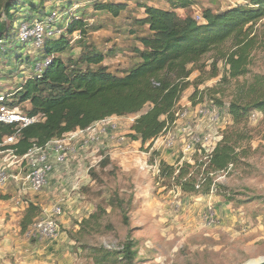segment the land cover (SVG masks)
Listing matches in <instances>:
<instances>
[{
    "label": "rangeland",
    "instance_id": "1",
    "mask_svg": "<svg viewBox=\"0 0 264 264\" xmlns=\"http://www.w3.org/2000/svg\"><path fill=\"white\" fill-rule=\"evenodd\" d=\"M94 1L72 0L69 5L61 8V11L67 13L68 18L76 17L78 20L82 18L90 27L86 29L88 33L85 42L79 40L78 37L81 35L79 32L72 36L71 45L74 49L64 53L62 57L66 62L78 61L87 53L86 46L89 43L88 47H93L97 52L106 55L104 65H107L114 74L120 75L122 71L131 68L133 63L141 62L132 52L136 40L131 42L129 38L130 31L135 29L136 19L143 15L137 3L160 6L165 2L168 4V0H124L129 4L130 10L117 20L107 13H95ZM193 1L194 6L185 10V14L202 15L203 10L209 8L215 13L223 12L238 5L235 0ZM49 7L46 4L45 14L50 10ZM24 17L21 14L14 20L15 36L23 24ZM126 20H130L131 24H125ZM256 29L258 33L264 30V20ZM14 41L15 46L11 43L7 48L13 47L12 49L22 55L13 58L15 55L4 56L0 52V94L9 95L10 107H18L29 115L31 103H20L19 91L22 84L33 77L36 63L46 57L43 50L33 44L21 45L18 36L14 37ZM80 41L83 44H80ZM231 46L232 42H229L223 49L228 51ZM114 48H117L116 51ZM216 55L215 52L207 55L196 66L189 79L191 86L185 91L180 102L181 107L189 104L184 108H189L193 113L199 106L222 109L220 132L222 137L230 139L236 145V164L226 172L210 175L214 182L208 193L204 192L208 188L206 166H202L197 175L200 194L192 195L184 193L173 179L162 176L161 170L157 174L152 168L155 166L153 156L156 152L159 153L156 163L159 164L160 157L165 154L163 158L165 163L175 165L177 168L176 162L172 164L169 161L171 159L179 161L183 157L181 143L173 150L160 145L161 143L154 144L152 149H149L148 145L136 143L137 152L133 153L136 150L130 147L134 145L130 141L123 145L126 147L124 151H129L130 154L123 164L103 156L98 157L100 160L97 159L93 163L92 158L88 159L90 163L86 167L85 176L91 183L85 188L79 186L81 189H77L76 192L82 194L84 200L80 197L75 200L81 202L84 211L92 209L94 214L86 213V216L72 218L68 228L60 226L57 242L63 243L68 238L63 244L70 248L69 254L63 257L66 264H95L96 251L100 249L121 251L127 241L136 243V264H256L264 259V112L252 111L247 124L240 125L235 123L229 113L232 103L246 105L249 102L248 89L254 78L264 76V41L259 40L252 52L250 72L246 77L230 79L227 73L229 68L225 61L220 59L219 75L212 78L214 69L211 65L216 60ZM21 57L29 60L28 64L26 60L19 61ZM200 66L204 68L201 69ZM149 108L146 107L143 112ZM136 117L108 119L107 127L116 126L115 131L126 136L128 140L127 133ZM195 125L197 123L192 124L193 127ZM200 159V156L195 154L187 158L194 166ZM202 160L205 163L206 158ZM76 161L77 159L73 162ZM1 163L0 157V165ZM182 163L179 162L180 165ZM196 170L197 167L192 173ZM64 178L67 179L68 175H64ZM14 186L15 183L11 182L6 188L0 187V264H17L15 249L11 248L10 243L4 245L3 249L1 243L6 235L11 233L9 229L7 234V226L12 227L13 232L14 227L18 226L21 219L19 213L25 212L19 209H26L27 203H34L35 200L37 202L39 198L24 196L22 202L26 204H22L23 208L20 205L21 207L16 208L17 212H13V200L6 201V197L13 198ZM76 192L72 191L71 194ZM39 201L44 209L61 203L65 211L68 205L61 197L58 200L52 197ZM75 204L81 205L78 202ZM40 213H44L43 210ZM211 214L216 219L212 225L206 219ZM91 215H96L97 218L81 229V222ZM125 219H128V224ZM31 241L29 239V242ZM27 258L24 257V263H35ZM21 262L22 259L19 260V263Z\"/></svg>",
    "mask_w": 264,
    "mask_h": 264
},
{
    "label": "trees",
    "instance_id": "2",
    "mask_svg": "<svg viewBox=\"0 0 264 264\" xmlns=\"http://www.w3.org/2000/svg\"><path fill=\"white\" fill-rule=\"evenodd\" d=\"M169 1L170 10L140 5L145 10V18L135 23L138 27L147 28L149 34L138 37L141 48L133 49L141 62L128 71H122L121 76L112 73L103 64L106 56L93 48H86L87 53L78 61L66 62L63 59L64 53L74 49L72 36L77 32L81 38L87 35L88 26L83 19L72 17L67 30L59 37L48 39L40 49L46 58H52L50 66L40 77L27 79L19 91L20 103H31L29 116H41L44 121L22 129L19 134L15 125H0V143L6 137L18 134V141L11 148L15 149L17 156H24L34 146L44 147L53 139L63 138L78 130L85 131L112 117L137 116L128 139L152 149L155 141L176 121L178 104L191 86L189 79L207 55L217 54L211 65L214 69L212 78L219 75L220 59L229 68L227 73L230 79L249 74L251 54L258 41H264V30L258 33L256 29L264 20V0H248L246 4L223 12L205 9L202 23L189 13L183 16L178 14V10L192 8L195 4L193 0ZM49 3L50 0H0V41L5 43V50H0L1 54L15 55L13 58L22 55L13 47L7 48L11 43L15 46L14 37L19 34V31L16 36L13 33L14 20L21 14L25 16L23 23L44 17V8ZM93 8L119 18L127 5L96 2ZM65 19H69L67 15ZM229 42H232L231 49L225 51L223 46ZM18 60H26L27 64L29 61L24 57ZM248 95L250 100L246 105L232 103L229 107V113L238 125L247 124L252 111L264 112V76L254 78ZM148 106L149 110L143 112ZM236 151V145L222 137L212 154L203 152L196 155L201 159L206 158L205 163L200 159L195 166L190 162L180 165L178 161L176 168L161 161V175L173 179L184 193L196 195L200 194L197 175L202 166H206L208 188L204 192L208 193L214 182L210 175L226 172L234 166ZM196 167L198 170L192 173ZM176 172L177 176L174 177ZM41 210L36 203H27L20 222L23 234L41 218ZM96 218V215H91L83 220L81 229ZM125 222L128 224V219ZM135 248L134 241H127L121 251L100 249L96 251L95 264H136Z\"/></svg>",
    "mask_w": 264,
    "mask_h": 264
},
{
    "label": "built area",
    "instance_id": "3",
    "mask_svg": "<svg viewBox=\"0 0 264 264\" xmlns=\"http://www.w3.org/2000/svg\"><path fill=\"white\" fill-rule=\"evenodd\" d=\"M69 1L50 0V10H47L44 17L21 25L18 42L23 46L33 44L36 48L43 49L48 39L59 37L72 22L71 18L65 19L67 13L61 11L63 5ZM195 19L200 23L204 22L202 15H196ZM4 44L3 41H0L1 51L5 50ZM51 63L52 58L37 62L33 76L40 77ZM8 102L9 95L0 94V125H15L19 134L22 129L44 121L41 116L30 117L18 107H10ZM222 118V109L199 106L193 113L189 108H178L176 121L165 130L154 144L161 143L160 145L173 150L178 143H181L184 158L190 157L191 154L201 155L203 152L210 155L222 139L220 132ZM107 120L85 131L79 130L63 138L53 139L44 147L34 146L24 156H17L15 149L11 148L17 143L18 134L6 137L0 143V157L2 160L0 165V187L6 188L9 183L14 182L20 192L19 203L25 205L26 203L22 202V198L26 195L40 194L45 191L50 185L52 174L69 171L68 167L72 162V157L76 155L80 146L84 149H90L92 144L101 142L102 137L108 134L109 129H116L114 125L107 127L109 124ZM195 123L199 125V129L202 128L200 131L192 126ZM130 141L122 135L115 138V142L119 146H123ZM186 161L188 160L186 159ZM159 167L160 163H155V166L152 167L157 174L160 173ZM69 173L75 179L73 190H79L82 187L80 184V170H78V175H74L71 169ZM62 201L65 202L64 199ZM63 215V205L61 203L54 205L50 212H44L41 218L33 224L26 233L27 238L38 243L57 241L60 235L59 219ZM206 219L209 220L210 225L215 223L216 220L212 214L209 217L207 216Z\"/></svg>",
    "mask_w": 264,
    "mask_h": 264
},
{
    "label": "crops",
    "instance_id": "4",
    "mask_svg": "<svg viewBox=\"0 0 264 264\" xmlns=\"http://www.w3.org/2000/svg\"><path fill=\"white\" fill-rule=\"evenodd\" d=\"M235 1H236L235 3H237L238 5H241V4L247 3L246 1H248V0H243V1L242 0H235ZM96 2H99V3H112V4H126L127 5V9H126V11L124 13H126V12H128L130 10L129 4L127 2H125L124 0H119V1H116V2H113V1L110 2L108 0H95L94 4ZM139 4L140 3H137V6L139 7L140 11L143 12V15L141 17L137 18L136 21L145 18V10L143 8H140ZM142 4H144V3H142ZM146 5L152 6V7H156V8H161L163 10H170L171 9V4H170L169 0H168V4L165 2V4L163 3L160 6L159 5H149V4H146ZM93 10H94V8H93ZM94 12L95 13H106V12H97L95 10H94ZM185 13H186L185 10H178V14H180L182 16L185 15ZM107 14H109V13H107ZM121 17H119V18H121ZM119 18H113V19L117 20ZM125 24H131V21L130 20H126ZM131 26L133 27V23H132ZM134 26H135L134 30L130 29L131 30L130 31L131 36H129V38L132 40L131 42L136 40L135 41L136 45H135L134 49L135 48H141V44L138 41V37L147 36L149 33H148L147 28L138 27L136 25V23L134 24ZM88 28H90V27L88 26ZM87 33H88V31H87ZM85 37L81 38V36H80L78 38H80L79 40L85 42V40H86ZM116 37H118V35H116ZM75 39H77V37ZM87 45L90 46L89 43ZM88 46H86V48H89V49L93 48V47H88ZM117 48H119V47H117ZM116 49H115V51H116ZM132 52H134V50ZM134 54H135V52H134ZM135 56H137V55L135 54ZM106 60H107V57H106V59H105L103 64H105ZM138 62L140 63V61H138ZM139 63H133V66H131V68L127 69L126 71L132 69L133 67H135ZM121 75H122V72L118 76H121ZM188 105L189 104L184 105V106L181 107V102H180L178 104V107L179 108H184L185 106H188ZM113 118H123V117H112L110 119H113ZM98 124H100V122L95 124L94 127L98 126ZM195 128L198 130L199 129V125H195ZM87 133H89V132H87ZM129 134H130V131L127 133V135H129ZM118 135H121V134H118L115 130H113L111 128V129H109L108 134H106V135H104L102 137V140H101L100 143L91 145L92 150H91V148L90 149H84L82 146H80V147L78 146L79 148L77 149L76 155L74 157H72V162L70 163L68 169H69V171L71 169L72 173H74V175H78V170H80V172H81L80 173V177H81L80 184H81L82 187L85 188L88 185H90V183H91V180L88 177L86 178V176H85L86 167H88L89 166L88 163H90V160H88V159L92 158L91 161L93 163V161H96L97 159L100 160L98 157L103 156V157H105L107 159H111L112 161L117 160V162H121V164H123L124 161H126V159H127L126 157L130 156L129 151H126V152L124 151V149L126 148L125 146L121 147L115 142V138ZM133 143H134V145H132L130 147H132V148H134L136 150L137 147L135 146V144L136 143H140V142H133ZM145 146H147V145H145ZM159 148H160V146H159ZM134 152H137V150L133 151V153ZM160 152L163 153L162 150H160ZM169 152L171 153V151H169ZM98 154H99V156H98ZM157 154H159V153L156 152V154L154 155V157H155L154 158L155 159L154 160V164L156 162H158L157 159H156V157H158ZM165 156L166 155L164 154V155H162V157H160L159 163L161 161L166 162L163 159ZM76 159H77V161L73 162ZM186 159L187 158L181 157L179 161L182 163V162L186 161ZM86 160H87V162H86ZM170 162L172 164H174L175 162L177 163L178 161H177V159H171L169 161V163ZM69 171L52 174L51 178H50V185L45 191H43L40 194H30L31 196H35L36 198L39 197L37 199V202L35 200L34 203L35 202H36V204L38 203L37 205H39L42 208L43 212H50L54 205L53 206L50 205L49 207L44 209V206L39 201L40 199H42V198L50 199L52 197H56L57 200H58V198L61 197L62 199L66 200V203H68L67 208H65L64 215L59 219L60 225H62L63 228L70 227L69 223H70L72 218H76V216H86V213H88V214H92L93 213L92 209L84 211L82 209L83 205L81 204V202H79L78 200H75L76 198H79V197L83 199L84 196L82 194H80V193L78 194L76 192V190H73V187H74L73 185H74V182H75L74 180L75 179L72 176L69 175L70 174ZM62 173H64V174H62ZM64 175H68V178L65 179ZM13 191H15V193L13 194V198L12 199H8V197H6V201L13 200V206L14 207L12 209H13V212H15L16 208L21 207L20 206L21 204L19 203L20 192H19V188L17 187V185H15L13 187ZM72 191L73 192L75 191L76 193L71 194ZM73 201H74V204H73ZM76 202H78L81 205H76L75 204ZM21 208H23V205H22ZM19 210H21V212H22V210L25 211L24 208L23 209H19ZM84 212H85V214H84ZM19 214H21L20 218L22 219L24 213H19ZM21 219H19L18 226L14 227L15 228L14 232H13L12 227L9 228V226L6 225L8 227L7 234H8V230L9 229L11 230V233L6 235V237L4 238V241L2 242L3 244L1 243V247H3V249L5 248L4 245L6 246L9 243L11 245V248L15 249V258H17V259H15V262H17V264H18L19 260L22 259V262L19 263V264H31V263H27V262L24 263L23 262L24 257H28L30 259V261L33 260V262H35V263H32V264H66L65 263L66 260L63 259V257L65 258V256H67L69 254V249L70 248H66V246H68V245H65L63 243L68 241L67 240L68 238L65 241H63V243H61V241L56 242V243L45 242V241L42 242V243H36L34 240L29 242V239L27 238L26 234H23L21 232V227H20ZM6 226H5V228H6ZM12 235H13V237H12ZM15 243H17V245H15ZM69 244H72V243L69 242Z\"/></svg>",
    "mask_w": 264,
    "mask_h": 264
},
{
    "label": "water",
    "instance_id": "5",
    "mask_svg": "<svg viewBox=\"0 0 264 264\" xmlns=\"http://www.w3.org/2000/svg\"><path fill=\"white\" fill-rule=\"evenodd\" d=\"M256 264H264V259L261 260L260 262L256 263Z\"/></svg>",
    "mask_w": 264,
    "mask_h": 264
}]
</instances>
